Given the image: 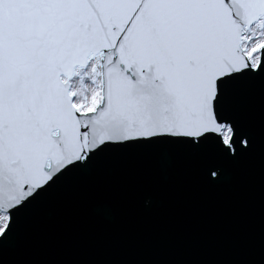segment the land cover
Listing matches in <instances>:
<instances>
[{
  "label": "snow or ice",
  "instance_id": "obj_1",
  "mask_svg": "<svg viewBox=\"0 0 264 264\" xmlns=\"http://www.w3.org/2000/svg\"><path fill=\"white\" fill-rule=\"evenodd\" d=\"M152 150L210 183L264 165V0H0V264L54 193Z\"/></svg>",
  "mask_w": 264,
  "mask_h": 264
},
{
  "label": "water",
  "instance_id": "obj_2",
  "mask_svg": "<svg viewBox=\"0 0 264 264\" xmlns=\"http://www.w3.org/2000/svg\"><path fill=\"white\" fill-rule=\"evenodd\" d=\"M244 104L255 118L256 95ZM13 264H261L259 150L210 183L180 151H136L38 206L7 248Z\"/></svg>",
  "mask_w": 264,
  "mask_h": 264
}]
</instances>
